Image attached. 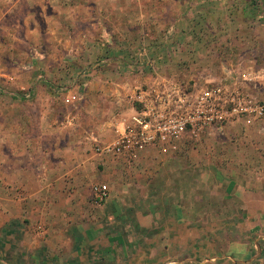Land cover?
<instances>
[{"label":"crops","instance_id":"obj_1","mask_svg":"<svg viewBox=\"0 0 264 264\" xmlns=\"http://www.w3.org/2000/svg\"><path fill=\"white\" fill-rule=\"evenodd\" d=\"M112 1L89 0L83 16L69 4L59 31L50 5H41L42 35H66L55 43L40 39L41 50L31 41V60L19 68L45 107H0V264H264V152L239 153L231 163L219 155L211 163L194 151L200 137L189 136L178 152L151 147L130 164L95 150L112 140L115 118L132 111L126 97L115 105L118 90L110 84L103 92L90 88L94 74L123 62L105 52L116 46L117 27L121 36L139 31L138 25L121 30L125 10L104 7ZM149 1L141 17L165 18L176 42L198 24L223 36L235 31L230 22L205 25L208 13L264 14V0ZM114 16L117 25L109 23ZM254 19L246 26L252 34L261 31ZM80 63L85 68L78 71ZM88 74L94 79L85 89ZM62 77L70 107H56ZM255 123L264 124H237L258 134L252 144L264 146V125ZM243 138L238 143H251V136ZM96 184L109 189L101 202L94 199Z\"/></svg>","mask_w":264,"mask_h":264},{"label":"rangeland","instance_id":"obj_2","mask_svg":"<svg viewBox=\"0 0 264 264\" xmlns=\"http://www.w3.org/2000/svg\"><path fill=\"white\" fill-rule=\"evenodd\" d=\"M44 2L50 5L51 23L53 28L59 31L62 29L64 14L69 4L74 12L78 10L83 16L87 13L89 0H61L64 6L58 4L56 0H16L15 6L10 5L13 7L8 12L5 11L10 7L8 4L11 2L0 0V12H5L3 16L0 13V18L2 17L0 22V90H2L0 92V107H45L43 104L45 99H35L32 97V93L28 97H22V95L30 93V88L26 86V77L19 74V68L24 67L31 60V41L37 43V47L41 50L40 45L44 43L40 39L47 38L53 43L59 38L65 39L63 36L66 34L61 32L42 35L45 33L43 30L45 27L40 21L42 17L39 16V12ZM150 2L149 0H113L112 3L104 5V7L108 6L113 10L119 8L125 10L122 16L124 23L120 26L121 30L124 28L123 26L136 25L137 28L138 25L139 31L127 30L123 33L126 35L121 36L120 28L117 27V31L112 33L116 46L109 47L105 52L107 56H113L123 62L117 63L111 70L108 69L110 72L94 74V76H98L97 79H94L93 76L90 77V74L86 75L82 80L85 89L92 78L94 79L93 85L90 86L92 89H100L103 92L111 85L113 91L118 90L117 96L113 95L115 105L118 106L119 100L123 103V99L131 89L161 80L197 83L198 87H201L209 82L222 79L227 73H233L240 82H247L253 88L256 85L264 88V29H261L264 14L254 17L253 15L245 16L239 11H235L233 15L229 16L208 13L203 17L205 25L209 23L214 27L219 22H222L223 25L230 22L236 27L235 31L223 36L215 29L210 27L204 29L198 24L195 26L197 29L193 31L189 30L186 34L180 32L182 35L179 42H176V34L171 26L168 27L165 18L154 22L151 15L144 13V17H141V10L145 9ZM263 3L261 2L259 5L260 8ZM240 4L243 3L240 2ZM118 18L114 16L109 23L117 25ZM251 19L259 20L261 31L258 33L252 34L246 27ZM238 24L240 26H235ZM32 28H35L34 30H37L38 33H31ZM34 34H37V37H33ZM69 40L71 39L69 38ZM120 53L126 57V60L117 57ZM84 66L80 63L79 66L75 65L74 67L81 71L85 68ZM245 72L254 74L251 77L252 81L244 80ZM59 80L61 81L57 82L55 89L61 97L56 99V102H59L56 107H70L72 103L67 100L65 94L68 89L64 87L67 85V78L62 77L57 81ZM102 107L107 106L102 105ZM255 124L260 127L264 125ZM80 129L86 130L87 127L81 125ZM244 130V127L241 128V124L235 123L228 125L222 133L215 131L204 133L199 140H196L195 144L193 143L194 151L207 153L211 163L219 161V155L224 157L223 163H231L239 153H244L243 155L246 156L253 152L263 153V143L261 145L252 144L255 141L253 140L254 135L258 134H246ZM259 135L263 136L264 134L260 133ZM239 136H245L242 140L251 136V143L246 144V140L244 143H238L237 137Z\"/></svg>","mask_w":264,"mask_h":264},{"label":"built area","instance_id":"obj_3","mask_svg":"<svg viewBox=\"0 0 264 264\" xmlns=\"http://www.w3.org/2000/svg\"><path fill=\"white\" fill-rule=\"evenodd\" d=\"M252 76L243 74L248 82ZM126 99L132 111L115 118L112 140L96 145L95 150L129 164L151 147L178 152L187 136L197 139L211 131L222 133L239 122L264 123V88L240 82L233 73L201 87L170 80L139 85ZM93 191L96 202L109 195L106 184L94 185Z\"/></svg>","mask_w":264,"mask_h":264}]
</instances>
